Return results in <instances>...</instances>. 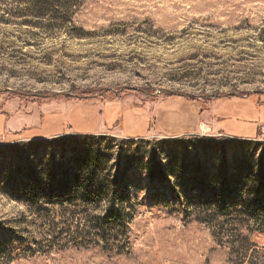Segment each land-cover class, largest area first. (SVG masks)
I'll return each mask as SVG.
<instances>
[{"label":"rangeland","instance_id":"374dc122","mask_svg":"<svg viewBox=\"0 0 264 264\" xmlns=\"http://www.w3.org/2000/svg\"><path fill=\"white\" fill-rule=\"evenodd\" d=\"M43 1L0 0V110L73 132L0 143V264H264V0Z\"/></svg>","mask_w":264,"mask_h":264},{"label":"crops","instance_id":"0c3cea01","mask_svg":"<svg viewBox=\"0 0 264 264\" xmlns=\"http://www.w3.org/2000/svg\"><path fill=\"white\" fill-rule=\"evenodd\" d=\"M72 107L73 102H62L59 104L53 103L51 105L42 106L39 110L33 108V110L19 111L16 109L10 110V108H3V110H0V115L5 117L6 122L4 125L0 126V143L16 136H20L27 140H40L46 138V136L52 137L55 134H59L60 132H63L62 130L72 131L68 125H65L64 129L60 128L61 120L59 119L60 116H63ZM134 112L136 111L134 110ZM153 117L155 119L157 116H154L153 113L152 118ZM116 118H119L118 114H116ZM56 123L58 126L52 129L51 127L55 126ZM105 123L101 121V125H98L92 134L102 130L105 127ZM262 126L263 125H260L258 127L256 137L258 134L264 136V130H261Z\"/></svg>","mask_w":264,"mask_h":264},{"label":"trees","instance_id":"16d2710c","mask_svg":"<svg viewBox=\"0 0 264 264\" xmlns=\"http://www.w3.org/2000/svg\"><path fill=\"white\" fill-rule=\"evenodd\" d=\"M21 1H30V0H21ZM37 1H39V3H41L43 0H37ZM69 1L71 2L73 0H69ZM43 2H45V1H43ZM41 9H43V11H46L47 12L48 11L47 9H49V8H46V7L43 6V8L41 7ZM257 95H264V94H257ZM215 98L221 99L222 97H215ZM227 98L228 99H238V98H244V97L243 96H240V95H233V94H231V95H228ZM67 99L68 100H71L70 98H67ZM256 138L257 139H264V136L262 134H258ZM81 178H82L81 175H79L77 173L71 179L73 181L74 186L79 188L80 193H82V194H84L85 196H88V197L93 196V195L98 196L97 193L91 191V187L90 186L87 189L84 188V185L83 184L85 183V180H82ZM217 184L218 183L215 182L212 185L211 190L212 189H214V190L219 189V186H217ZM82 185H83V188L84 189L82 188ZM228 187H230V186L228 185L225 190H230ZM219 192L221 194L222 193V190L219 191ZM60 200L63 201L62 198H60ZM222 202H221L222 204H217V209H222V208H224V207L227 206L226 204H224L225 201H222ZM255 205L256 204H247L245 206L247 208L246 213L247 214H250V213L254 212ZM96 221L99 222V223L98 224H95V225L93 224L92 227L95 230L97 237L100 238L104 242L109 241V239L113 235V230L118 229V226H117V222H116L115 217L106 216V217H103V218H98V219H96Z\"/></svg>","mask_w":264,"mask_h":264}]
</instances>
